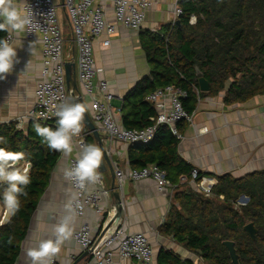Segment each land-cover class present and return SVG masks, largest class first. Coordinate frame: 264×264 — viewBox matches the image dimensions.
<instances>
[{"label": "trees", "instance_id": "16d2710c", "mask_svg": "<svg viewBox=\"0 0 264 264\" xmlns=\"http://www.w3.org/2000/svg\"><path fill=\"white\" fill-rule=\"evenodd\" d=\"M176 7L180 10L178 24L141 31L140 46L149 73L121 99V124L127 129L151 124L149 118L155 111L145 97L166 86L186 92L182 105L188 113L198 98L224 92V104L231 105L264 92V0H177ZM5 35L0 31V39ZM197 71L208 82L207 92L198 90ZM56 121L39 123L55 128ZM33 123L29 121L25 129H17L14 122L0 124L4 138L0 147L25 153L19 164H28L31 180L25 188L27 196L20 197L19 211L9 212L0 224V264H15L30 218L60 155L36 135ZM85 140L91 143V134ZM178 143L168 127L158 126L148 144H132L128 149L132 169L155 165L175 188L160 232L206 264H231L223 241L234 243L240 264H264V171L238 179L229 174L216 176L212 196L207 198L189 187L194 168L178 155ZM198 176L204 174L198 171ZM6 187L0 183L1 203ZM240 196L248 198L245 205H237ZM249 223L256 229L254 240L243 231ZM104 235L101 229L96 240ZM155 264L193 262L160 248Z\"/></svg>", "mask_w": 264, "mask_h": 264}, {"label": "crops", "instance_id": "0c3cea01", "mask_svg": "<svg viewBox=\"0 0 264 264\" xmlns=\"http://www.w3.org/2000/svg\"><path fill=\"white\" fill-rule=\"evenodd\" d=\"M148 1L151 2V6L145 12L140 30L129 31L117 27L107 47L101 46L102 37L93 42L94 65L97 69H101L97 78H103L108 82L114 94L112 106L115 117L120 124L121 98L149 73L140 46L141 31L154 32L176 21L174 9L177 0ZM17 2L22 7L24 0ZM56 6L61 8V0H58ZM104 9L107 17L112 19L111 8L107 3H104ZM6 35L9 34L6 32ZM11 38V43L17 48L19 63L14 64L13 71L6 79L0 80V124L16 123L17 119L22 117V125L17 129H25L29 122L25 115L32 107L34 89L40 79V44L37 40L27 41L24 33L19 36L13 33ZM223 98L224 92L212 97L198 98L192 112L191 123L178 125V130H182L183 136L177 144L178 155L210 178L229 174L238 179L264 171V92L244 102L231 105H225ZM83 103L87 106L86 112L89 115L87 99ZM82 132L87 133L86 128L83 127ZM100 135L104 148L109 152L112 170L110 172L107 166L98 169L102 186L108 193L107 198H102L108 210L106 213L98 214L92 209H87L82 217H76L72 226L73 234L81 226H87L95 237L101 229L106 231L114 217L110 208L116 203L113 196L116 191L114 172L132 169L128 164L129 145L110 141L102 133ZM86 144L97 145L93 137L92 142L87 141ZM75 153V146L70 156H64L60 152L51 171L48 185L30 218L15 264H31V260L26 255L27 250L37 247L42 239L54 238L53 228L65 214V204L72 194L64 177V170L67 168L68 160ZM93 188L94 184L88 185L89 190ZM174 192V186L159 191L151 179L124 181L117 192L122 204L121 224L126 232H139L147 238L154 253V264L156 253L160 248L171 250L181 258L199 264L193 253L174 241L173 237L160 232V226L172 204ZM89 259V253L79 249L72 237L64 242L61 251L54 258L55 264H85ZM113 264L138 263L120 260L114 256Z\"/></svg>", "mask_w": 264, "mask_h": 264}, {"label": "built area", "instance_id": "2783aa9c", "mask_svg": "<svg viewBox=\"0 0 264 264\" xmlns=\"http://www.w3.org/2000/svg\"><path fill=\"white\" fill-rule=\"evenodd\" d=\"M104 3L111 8L112 19L107 17ZM150 6L151 2L148 0H61V8L72 43V47L66 49V39L59 27L56 16L57 6L53 0H24L22 8H30L40 25L34 32L24 33V36L27 41L37 40L41 53L40 79L34 89L32 107L25 118L34 122L39 113H44L46 119L41 118L38 122L45 123L58 119L55 116L56 106L69 101L64 65L73 63L78 94L83 102L87 99L89 119L99 133L113 142L125 145H145L153 139L158 126H166L180 141L183 136L178 130V125L189 124L193 118V113H188L182 105V99L186 97L185 91L166 86L149 93L145 100L152 105L155 111V116L149 118L151 124L139 129H127L115 117V110L112 106L114 94L105 79L97 78L101 69L95 67L92 57L95 39L102 37L101 46L107 47L117 27L129 31L140 30L145 12ZM179 14L180 10L175 7L174 18L176 19ZM8 38L9 35H6L4 39ZM11 40L12 38L10 42ZM22 122L23 118H18L15 127L19 128ZM87 134L89 133L81 132L78 137L74 138L76 153L68 160L67 168L74 165L80 149L87 145L85 140ZM23 167H28V164ZM114 173L116 191L120 190L126 180L151 179L159 191L172 187L164 173L155 165L127 169L125 172L115 170ZM180 181H185V178H181ZM67 183L72 193L78 194V200L82 206L77 209L76 217H82L87 209H92L98 214L107 212L108 206L104 205L102 200L108 197V193L104 190L101 180L94 184L92 190L88 189V185L85 190H80L68 180ZM188 184L193 191L209 198L212 196V188L216 180L205 175L198 176V170L194 168L190 173ZM236 203L245 205L240 203L239 199ZM110 209L114 213L113 207ZM4 218L5 215L2 214L0 224L3 223ZM110 226L105 231L106 235L110 230L108 239L98 249L96 247L105 235L100 240H96L97 236L95 237L87 226H81L74 232L72 238L75 244L90 255V259L85 264H113L114 256L120 260L134 261L138 264H154L153 250L142 233H128L121 223L113 228Z\"/></svg>", "mask_w": 264, "mask_h": 264}, {"label": "clouds", "instance_id": "9594fccd", "mask_svg": "<svg viewBox=\"0 0 264 264\" xmlns=\"http://www.w3.org/2000/svg\"><path fill=\"white\" fill-rule=\"evenodd\" d=\"M175 22V21H174ZM191 22L194 24L196 18ZM30 8H22L17 0H0V31L9 34L8 39H0V80L7 78L13 71L14 64L19 63L17 48L10 42L11 35L15 33L34 32L39 28ZM31 49V44L29 45ZM88 110L83 103L71 100L56 106L55 116L58 118L56 127L42 126L39 119L45 118L44 113H39L33 123L37 136L41 137L50 150L61 152L70 156L74 150L73 140L78 137L83 128V120ZM4 138L0 137V142ZM103 158L102 149L95 144L84 145L76 156L72 167L64 170V177L75 188L85 190L87 185L100 182L98 169ZM25 159L24 152L12 151L0 147V183L7 187L3 192V203L12 215L20 209V197L27 196L25 188L31 183L28 167H18L20 161ZM82 206L78 194L73 192L65 204V214L53 228V237L42 239L37 247L29 248L26 252L31 264H53L54 258L61 251V246L73 235V224L76 219L77 209Z\"/></svg>", "mask_w": 264, "mask_h": 264}, {"label": "water", "instance_id": "95a60500", "mask_svg": "<svg viewBox=\"0 0 264 264\" xmlns=\"http://www.w3.org/2000/svg\"><path fill=\"white\" fill-rule=\"evenodd\" d=\"M176 24H178V21H175ZM65 70V80L67 85V90L69 91V100L73 102L83 103V100L78 94L77 90V84L75 80V73H74V64L73 63H65L64 65ZM196 76L198 78V90L200 92H207L209 89L208 82L202 77L201 73L199 71L196 72ZM84 104V103H83ZM83 127L86 128L87 132L91 134L93 137V140L97 145L102 149L103 152V158H102V169L107 166L109 171L111 172V166H110V158L107 150L104 148L102 141H101V135L97 128L92 124V122L89 119V116L87 112L85 113V118L82 122ZM100 167V168H101ZM115 191V190H114ZM118 191H115L113 193L114 198L116 199V203L113 207L114 209V222L111 224L110 228H113L115 225L121 223V215H122V204L120 201V196L117 193ZM240 203L246 204L248 202V198L245 196H240L239 198ZM243 231L247 234V236L254 240L256 229L254 226L249 223L243 227ZM110 234V230L107 232V234L104 236V238L101 240V242L96 247L97 249L104 243L106 239H108ZM223 246L225 250L227 251L229 260L231 264H240L238 260V255L236 253V249L234 248V243L231 241H223Z\"/></svg>", "mask_w": 264, "mask_h": 264}, {"label": "rangeland", "instance_id": "374dc122", "mask_svg": "<svg viewBox=\"0 0 264 264\" xmlns=\"http://www.w3.org/2000/svg\"><path fill=\"white\" fill-rule=\"evenodd\" d=\"M53 2H54L55 5H57L58 0H53ZM56 16H57L59 27L61 28V30L63 32L64 38L66 39V43H65L66 49L69 48V47H72V43L70 42L71 38H70L68 27L66 25L65 16H64V13L62 12L60 7H57V9H56ZM192 18L190 19V23L191 24H193L191 22ZM22 165H25V164H22ZM18 167H23V166L19 165ZM217 200L221 201L222 199L221 198H217ZM0 205H1V207H0V219H1L2 214L5 215V218H4V221H3V223H4L9 217L10 210L5 207L4 203L0 202ZM194 255L197 257V262L199 264H206L200 257H198L196 254H194Z\"/></svg>", "mask_w": 264, "mask_h": 264}]
</instances>
